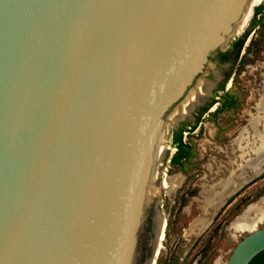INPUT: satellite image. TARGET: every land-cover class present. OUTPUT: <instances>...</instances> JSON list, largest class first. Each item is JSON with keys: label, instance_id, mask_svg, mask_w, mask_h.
<instances>
[{"label": "water", "instance_id": "95a60500", "mask_svg": "<svg viewBox=\"0 0 264 264\" xmlns=\"http://www.w3.org/2000/svg\"><path fill=\"white\" fill-rule=\"evenodd\" d=\"M251 2L0 0V264H155L159 139L217 87ZM262 250L264 226L226 264Z\"/></svg>", "mask_w": 264, "mask_h": 264}, {"label": "rangeland", "instance_id": "374dc122", "mask_svg": "<svg viewBox=\"0 0 264 264\" xmlns=\"http://www.w3.org/2000/svg\"><path fill=\"white\" fill-rule=\"evenodd\" d=\"M260 5L263 9L255 14L254 8ZM246 31L240 54L217 62L228 65L222 68L218 86L176 129L181 124L190 126L182 132V140L192 145L195 156L183 167L172 163L176 130L168 133V143L164 138L169 149L159 170L157 204L164 220L155 264H226L251 226H264V0L253 7L247 25L234 40ZM193 98L194 93L183 107ZM225 99L233 106L214 112ZM209 193L219 195L216 203L207 201ZM153 240L152 234L145 261L150 258Z\"/></svg>", "mask_w": 264, "mask_h": 264}, {"label": "trees", "instance_id": "16d2710c", "mask_svg": "<svg viewBox=\"0 0 264 264\" xmlns=\"http://www.w3.org/2000/svg\"><path fill=\"white\" fill-rule=\"evenodd\" d=\"M263 9V7L257 6L254 8V13L258 14L259 10ZM248 35V31H246L243 35V37L238 38L236 40H234L231 43V46H229V49L225 52H219V54L217 55V58L220 60H226L228 59L231 54L236 53V55L238 56L240 54V51L244 45L246 36ZM213 103V102H212ZM210 104L207 105L204 109L203 112H205L208 108H209ZM233 106V103L230 102V100H223L221 102V105L219 107H217L214 112H219V111H223V110H227L228 107ZM188 128L186 125L181 124V126L179 127L178 130L173 131L174 132V136L172 138V144L174 146V148L176 149L175 152L173 153V155L171 156V162L179 165L181 167L184 166V163L186 160L191 159L192 157L195 156V151H193V147L191 144L183 142L182 140V132ZM248 264H264V250L260 251L258 254H256L250 261Z\"/></svg>", "mask_w": 264, "mask_h": 264}, {"label": "bare ground", "instance_id": "6f19581e", "mask_svg": "<svg viewBox=\"0 0 264 264\" xmlns=\"http://www.w3.org/2000/svg\"><path fill=\"white\" fill-rule=\"evenodd\" d=\"M262 0H252V2H251V5L249 6V9H248V11H247V14H246V17H245V19H244V21H243V24H242V28L240 29V31L238 32V34H240L241 32H242V30L244 29V27L247 25V23H248V21H249V18H250V16H251V14H252V9H253V7L256 5V4H258V3H260ZM237 34V35H238ZM194 93V96H195V92H193ZM195 98H193L192 100H194ZM184 109H185V107H183ZM161 139V140H160ZM160 139H159V144H158V146H157V152H156V154H157V156L159 155V156H162L164 153H165V151L167 150V149H169V146L166 144V142H164V136H161L160 137ZM161 145H162V147H161ZM158 173L159 172H156L155 171V173H154V176H155V178L158 176ZM218 199H219V195H216L215 193H209L208 195H207V201L210 203V204H213V203H216L217 201H218ZM252 208H254V207H252ZM251 209V208H250ZM249 209V210H250ZM249 210H247L246 212H244L242 215H240V217L237 219V220H235L236 222L240 219V218H242L244 215H245V213H247ZM264 218V213L263 214H261V219H263ZM249 219L250 218H246V222L247 223H249ZM236 222H233V224H232V228H234V225L236 224ZM239 224H241V223H239ZM238 227V226H237ZM256 228V224H255V226L253 225V226H251V230H253V229H255ZM235 229H237V228H235ZM161 235V234H160ZM159 239H160V237H159ZM158 239V240H159ZM159 243V242H158ZM158 247V246H157ZM155 257H156V255H155ZM153 264H154V261H153Z\"/></svg>", "mask_w": 264, "mask_h": 264}, {"label": "flooded vegetation", "instance_id": "af4514ba", "mask_svg": "<svg viewBox=\"0 0 264 264\" xmlns=\"http://www.w3.org/2000/svg\"><path fill=\"white\" fill-rule=\"evenodd\" d=\"M230 57H231V56H230ZM230 57H229V58H230ZM218 61H220V59L217 58V62H218ZM221 62H222V61H221ZM218 64H219V63H218ZM218 84H219V82H218ZM218 84H217V86H218Z\"/></svg>", "mask_w": 264, "mask_h": 264}]
</instances>
